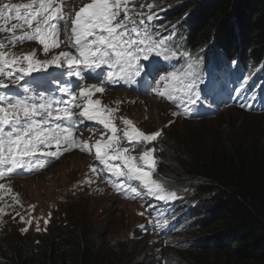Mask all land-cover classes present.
<instances>
[{"label": "snow or ice", "instance_id": "snow-or-ice-1", "mask_svg": "<svg viewBox=\"0 0 264 264\" xmlns=\"http://www.w3.org/2000/svg\"><path fill=\"white\" fill-rule=\"evenodd\" d=\"M74 3L75 0H28L27 3L10 2L0 6V21L4 22L0 24V33H7L0 38V77H3L0 89H7L9 84L19 85L25 76L55 65L64 71L49 79L60 82L58 91L71 98H54L51 92L33 95L35 90L27 81L22 86L23 96L0 92V179L14 176L18 170L45 167L47 161L40 160L38 154L59 159L73 147L90 151L86 143L80 144L72 139L73 129L86 119L98 122L111 132L104 143L96 141L95 158L114 176L142 184V187L125 186L113 181L118 192L127 195V189L135 197L148 195L159 200L176 199V192L167 191L152 175L156 165L155 149L148 148L147 144L161 137L162 131L146 134L133 126L131 120L121 118L126 127L123 136H117L118 128L111 117L114 110L109 109L106 113L97 107L100 100L92 99L95 93L105 91L101 85L154 76L161 71V58L169 63L177 58L178 52L174 50L178 48L175 45L176 25L169 29L153 24L159 15L156 10H165L161 0H89L73 13L70 6ZM13 19L17 23L8 26ZM33 41L43 46L44 54L52 52L51 58H37V50L27 54L12 51L24 42ZM61 44L68 50L54 52ZM185 57L199 63L188 51L179 53V58ZM102 66H107L106 76ZM65 72L76 80L64 82ZM195 76L193 63H187L186 68L185 65L180 68L172 65L171 71L159 74L155 81L158 87L154 91L161 97L174 100V92L182 90L195 105L200 99V93L195 91ZM86 79L96 83H81ZM250 79L251 74L245 78V83ZM74 108L81 110L76 112ZM121 140L135 142L136 147H141L140 154L131 155L129 147L122 146ZM53 147L55 150H51ZM111 161H122V165H114ZM92 171L95 173L97 169L92 167ZM4 187L0 184V189ZM26 231L27 228L22 229V232Z\"/></svg>", "mask_w": 264, "mask_h": 264}, {"label": "rangeland", "instance_id": "rangeland-1", "mask_svg": "<svg viewBox=\"0 0 264 264\" xmlns=\"http://www.w3.org/2000/svg\"><path fill=\"white\" fill-rule=\"evenodd\" d=\"M184 1L194 2L195 0ZM27 2L28 0H12L11 3ZM161 3L165 4L164 1ZM80 4H82V0H75L70 8L74 11ZM156 11L160 13L163 10L157 9ZM3 23L0 21V24ZM12 23H17V21L14 19L9 21L8 26H11ZM178 26L180 27L177 24L176 27L178 28ZM164 34L167 35L166 32ZM5 35L7 33H1L0 38ZM42 48L43 46L38 41H33L29 42V45L24 42L12 51L17 53L22 51L27 54V52L37 49L39 58L47 60V55L43 53ZM62 50H68L64 44L53 51ZM212 50L215 51L214 48L210 49V51ZM250 74L251 79L245 83V78ZM235 75L230 79L226 78V85L222 92L218 87L213 90L210 98L218 100V95L221 92L225 95L222 99L225 100L227 97L228 101L219 100V104L212 108L214 113L207 115L197 116L200 113L197 109L200 107V102L195 105L191 104L188 95L182 90L174 92L176 97L174 100L158 96L154 91L158 86L156 80L152 78L149 79L147 88L142 90L138 89H141L143 85L120 80L115 82L122 86L118 91L106 96L95 93L92 99L100 100L101 103L97 107L105 111L114 110L112 111L114 119L118 120L119 124L118 135L123 134L126 127L121 118L131 120L133 126L146 134L161 130L162 136L147 147L156 146L163 152H167L168 147H178L180 143L184 147H187L188 142L190 145L195 142L205 144L209 138L216 141H221L222 138L226 141H236L244 137L263 139L264 115H261L264 114V73L262 76L258 71L245 73L243 76L239 73H235ZM257 75L258 77H256ZM37 77L38 75L31 76L30 79L24 78L25 80L19 85L24 86L25 81L28 83L33 81L31 84L35 91L32 94L35 95L38 85ZM83 83L92 84L96 81L87 79ZM130 89L136 90L133 93L124 92ZM238 89L239 91H237ZM20 95L23 96L25 93L22 92ZM209 105L210 100L205 103L203 108L207 109ZM80 110V108H74L76 112ZM185 117H191L190 121L182 119ZM107 134L103 125L96 121L74 128L72 139L79 143L81 140V144L86 143L90 151H81L79 147H73L56 159L57 162L52 166L46 163L43 168L36 167L32 171L18 170L16 175L0 179V184L8 182L0 190V209H3V212H0V246L7 248L16 238L26 239L27 244L29 241L36 244L38 243L36 241L45 236L57 235V232L65 231L70 224L67 222L68 214L71 212L72 214L81 213V219H87L89 228L86 229V232L92 238L100 255L104 257L105 264H163V258L168 261L175 259L173 256L176 254L177 247L173 245V238L179 239L183 233L160 238L145 231V229H149L148 219L159 215L158 210L153 208L157 202L145 201L143 204V200H140V197H135V194L130 196L136 199L135 204L122 202L116 197L114 199L107 188H103L89 173V169L92 171V167H95L96 172L99 173V163L96 162L99 160L95 158V149H92L95 148L92 147L93 141L95 139L106 141ZM121 145H124V140H121ZM190 147H195V145ZM51 150H55V147ZM137 151H141V147L137 148ZM157 153L158 150H155V157ZM130 154L138 156L140 153L136 152L135 154V151L130 149ZM38 155L40 160H46L43 155ZM172 165L173 168L176 167L175 164ZM166 173H168L167 170ZM152 175L154 179L165 186L167 191H175L176 199H181L179 195L193 194L194 183L187 186L178 185L174 188V184L164 178L161 170ZM134 186L142 187V184L135 180ZM72 214L70 216H73ZM160 218H162L161 215ZM45 220L48 221L47 224H45ZM25 228L27 231L22 232V229ZM10 239L14 240L10 242ZM3 253H0V258L3 257ZM129 253L131 254L126 258ZM142 254L145 256L143 257ZM213 261L217 262L214 258Z\"/></svg>", "mask_w": 264, "mask_h": 264}, {"label": "trees", "instance_id": "trees-1", "mask_svg": "<svg viewBox=\"0 0 264 264\" xmlns=\"http://www.w3.org/2000/svg\"><path fill=\"white\" fill-rule=\"evenodd\" d=\"M161 1L166 11L160 16L166 25H180L179 41L190 52L205 58L204 51L214 48L242 64L264 59V0ZM186 146L180 143L167 152L156 147V173L161 170L174 188L195 186L194 195H179L169 210L168 214L175 210L169 236L183 234L173 238L175 259L163 258V264H264V138H209L205 144ZM71 214L70 224L57 235L36 244L10 239L9 247L0 246L4 252L0 264H105L86 232L87 219H81V213Z\"/></svg>", "mask_w": 264, "mask_h": 264}, {"label": "clouds", "instance_id": "clouds-1", "mask_svg": "<svg viewBox=\"0 0 264 264\" xmlns=\"http://www.w3.org/2000/svg\"><path fill=\"white\" fill-rule=\"evenodd\" d=\"M215 51H216V50H215ZM148 145H149V144H148ZM155 150H157L156 146H155ZM135 153H136V152H135ZM137 153H140V152H137ZM157 154H158V153H157ZM153 157H154V159L156 160L155 170H157V162H158V161H157L156 157L154 156V152H153ZM155 170H154V171H155ZM153 173H156V171L153 172ZM153 173H152V174H153ZM107 191H108V190H107ZM111 195H113L114 197L118 198V199L121 200L122 202H125V203H132V202L127 201V200H125V199H123V198H121V197H118L116 194H111ZM153 201L158 202V201H164V200H159V199H156L155 197L149 196V198H148V202H153ZM170 201H171V205H170L169 207H167V208H164V210H166V209L171 210V209L174 208L175 200H170ZM134 204H135V203H134ZM153 208H156L157 210L159 209L156 205L153 206ZM174 212H175V210H174ZM174 212H173V213H170V214H168V215H166V216H163V219H164V220H172V219L174 218ZM153 235L159 237L157 234H153ZM160 238H161V237H160Z\"/></svg>", "mask_w": 264, "mask_h": 264}, {"label": "bare ground", "instance_id": "bare-ground-1", "mask_svg": "<svg viewBox=\"0 0 264 264\" xmlns=\"http://www.w3.org/2000/svg\"><path fill=\"white\" fill-rule=\"evenodd\" d=\"M176 5V4H175ZM174 8V7H173ZM172 8V9H173ZM174 10H176V9H174ZM164 11H166V10H164ZM171 13V12H170ZM164 14H166V12L164 13ZM178 15H180V13H177ZM176 14V15H177ZM167 15H168V13H167ZM163 17V16H162ZM178 17V16H177ZM176 16H175V18H177ZM164 18V17H163ZM176 20V19H175ZM173 21V20H172ZM171 24V23H170ZM168 25H169V23H168ZM1 34V33H0ZM2 36V35H1ZM188 36V35H187ZM182 40H183V38H182ZM181 41V40H180ZM184 44V43H183ZM21 46V45H20ZM188 46V45H187ZM196 47H194V49H195ZM198 48V51L200 50V48L199 47H197ZM196 48V49H197ZM206 48V47H205ZM205 48H204V50H205ZM194 49H192V50H194ZM190 50V49H189ZM197 50L195 51V52H198ZM213 51V50H212ZM218 55V53H216L214 56H212V58H215L216 56ZM263 56V55H262ZM255 60V59H254ZM245 62H247V63H250V61H248V60H244ZM258 62V61H257ZM236 76V75H235ZM256 77H258V75L256 76ZM237 78V77H236ZM261 84V83H260ZM256 85V84H255ZM151 87V86H150ZM262 87V86H261ZM257 88V87H256ZM149 89V88H148ZM139 90V89H138ZM150 90V89H149ZM231 91V90H230ZM246 91V90H245ZM145 92V91H144ZM143 92V93H144ZM149 92V91H148ZM264 93V92H263ZM155 95V94H154ZM256 95H258V93H256ZM147 96V95H146ZM254 97H255V95H254ZM260 97V96H259ZM157 99V98H156ZM224 99V98H223ZM263 99H264V97H263ZM254 101H255V99H253ZM154 101V100H153ZM263 101V100H262ZM221 104V103H220ZM230 105V104H229ZM222 106V105H221ZM256 107V106H255ZM261 107V106H260ZM230 109V108H229ZM255 109V108H254ZM227 110V109H226ZM223 111H225V110H223ZM264 114H262L261 116H263ZM116 120V119H115ZM185 181V180H184ZM198 181H200V180H198ZM185 183V182H184ZM199 183V182H198ZM176 184H180V183H176ZM175 184V185H176ZM200 186V185H199ZM188 190V189H187ZM186 190V191H187ZM185 191V192H186ZM104 192V191H103ZM184 193V192H183ZM185 194V193H184ZM194 194V193H193ZM193 194H191V195H193ZM105 195V194H104ZM186 196H189V195H186ZM197 196V195H196ZM111 197V196H110ZM194 197V196H193ZM189 197H187V199H188ZM114 199H115V197H114ZM195 201V200H194ZM200 202V201H199ZM199 202L197 203V205L199 204ZM201 204V203H200ZM193 205H194V203H193ZM199 207H200V205H198ZM202 206V205H201ZM194 207H196L195 205H194ZM198 208V207H197ZM198 210H200V209H198ZM202 211H204V210H202ZM193 213V212H192ZM191 213V214H192ZM194 213H196V212H194ZM197 214V213H196ZM202 216V215H201ZM51 219H52V216H51ZM196 220H197V218H196ZM198 220H200V219H198ZM201 220H202V218H201ZM190 223V222H189ZM192 223H194V222H192ZM194 225H195V223H194ZM199 226V225H198ZM197 234V233H196ZM206 235H204V237H205ZM143 238V237H142ZM186 238V237H185ZM195 240V239H194ZM199 241V240H198ZM197 242V241H196ZM155 243V242H154ZM184 243H185V241H184ZM155 245H156V243H155ZM197 245V244H196ZM184 246H186V245H184ZM187 251V250H186ZM188 252V251H187ZM178 255V254H177ZM144 257V256H143ZM149 257V256H148ZM147 257V258H148ZM155 257V256H154ZM153 257V258H154ZM190 258V257H189ZM150 260H151V257H150ZM153 261V260H152ZM168 261V260H167ZM169 262V261H168Z\"/></svg>", "mask_w": 264, "mask_h": 264}]
</instances>
